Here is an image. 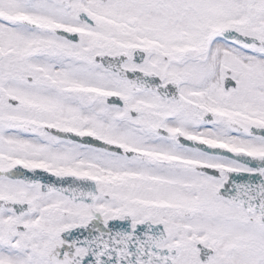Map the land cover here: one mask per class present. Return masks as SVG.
Here are the masks:
<instances>
[{
  "label": "snow or ice",
  "instance_id": "6c2138e0",
  "mask_svg": "<svg viewBox=\"0 0 264 264\" xmlns=\"http://www.w3.org/2000/svg\"><path fill=\"white\" fill-rule=\"evenodd\" d=\"M0 264H264V0H0Z\"/></svg>",
  "mask_w": 264,
  "mask_h": 264
}]
</instances>
